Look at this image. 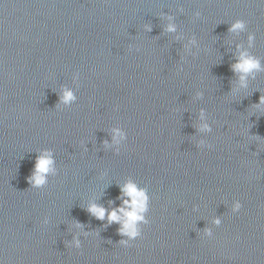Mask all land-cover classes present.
Returning a JSON list of instances; mask_svg holds the SVG:
<instances>
[{
  "label": "water",
  "instance_id": "obj_1",
  "mask_svg": "<svg viewBox=\"0 0 264 264\" xmlns=\"http://www.w3.org/2000/svg\"><path fill=\"white\" fill-rule=\"evenodd\" d=\"M165 12L182 41L164 33ZM235 19L264 63V0H0V264H264V110L253 108L264 72L229 92L237 45L247 47V32H228ZM192 35L195 56L183 50ZM61 85L77 95L68 108H55ZM117 125L127 133L119 154L102 144ZM200 138L212 147H196ZM44 148L58 173L32 189ZM129 178L148 188L149 223L124 247L118 225L84 208L119 204L117 184ZM74 221L99 235L68 247Z\"/></svg>",
  "mask_w": 264,
  "mask_h": 264
},
{
  "label": "clouds",
  "instance_id": "obj_2",
  "mask_svg": "<svg viewBox=\"0 0 264 264\" xmlns=\"http://www.w3.org/2000/svg\"><path fill=\"white\" fill-rule=\"evenodd\" d=\"M183 13V8L178 10ZM201 13L196 11L194 17L199 18ZM160 18L165 21L163 26L164 33L172 34L174 40L182 41L184 39L183 33L178 31V25L176 23V17L172 14L161 13ZM247 22L243 19L233 20L228 27V32L239 36L241 33L247 32V47L243 45H237L238 55H236L234 62L230 65L232 73L237 77V80L233 87L230 88V93L233 95L247 90L249 87V81L255 80L258 73L264 72V63L261 58L252 54L249 49L254 47L255 33L247 30ZM144 29L147 32L152 31L151 24H145ZM196 49L197 52L200 49V45L195 35H192L187 39V42L183 44V50L185 55L195 56L197 52H193ZM131 50V45L129 46ZM184 57H181L183 60ZM179 70H183L182 66ZM73 83L79 87V73L73 75ZM58 101L55 108H68L77 101V95L74 88L67 85H61L59 92H57ZM204 93L202 91L195 92V99L200 100L203 98ZM256 110H264V94L259 97L258 103L253 105ZM197 132L203 135L212 132V126L208 122V115L204 108H201L197 117ZM110 139H104L102 141L105 150H111L116 154H119L121 147L127 140V133L119 125L113 126L109 129ZM81 146L84 151H87V144L83 141ZM198 148H211L212 145L207 143L205 139L200 138L196 142ZM34 166L31 170V174L26 178L27 183L32 189H43L49 183V178L54 177L58 173L57 161L55 153L52 149L44 148L36 152ZM106 175V173H104ZM119 188V195L116 200L120 203L116 204L115 201H109V205L106 207L103 204L97 203L96 200H90L85 206L84 210L93 218L98 221L104 222L102 227H108L112 224L118 225V233L122 237L118 244L124 247L130 246V242L136 240L142 235V225L149 223L148 212L150 206V196L148 188L146 186H140L135 180L129 178L123 183L117 184ZM242 208V204L239 200H235L231 204V211L237 213ZM195 210V209H194ZM47 217L44 218L43 224H48ZM222 223L221 217L214 216L211 220L213 226H220ZM72 228L76 231L72 235L71 240L67 242L68 247H74L79 249L81 247V236L88 237L90 235H99V231H86L85 226L79 221H74ZM203 235L211 238L213 231L211 227H205L203 229ZM111 242V241H110Z\"/></svg>",
  "mask_w": 264,
  "mask_h": 264
}]
</instances>
